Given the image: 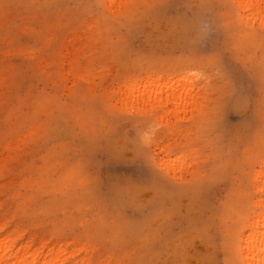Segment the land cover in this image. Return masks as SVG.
<instances>
[{
    "label": "rangeland",
    "instance_id": "obj_1",
    "mask_svg": "<svg viewBox=\"0 0 264 264\" xmlns=\"http://www.w3.org/2000/svg\"><path fill=\"white\" fill-rule=\"evenodd\" d=\"M262 16L236 0H0L7 263L245 264L264 212Z\"/></svg>",
    "mask_w": 264,
    "mask_h": 264
},
{
    "label": "bare ground",
    "instance_id": "obj_2",
    "mask_svg": "<svg viewBox=\"0 0 264 264\" xmlns=\"http://www.w3.org/2000/svg\"><path fill=\"white\" fill-rule=\"evenodd\" d=\"M236 1L238 2L239 6L242 8V10L246 11L249 9V10H252L254 12V14H262L263 15L262 19H264V0H236ZM262 24H263V22H262ZM136 87H138L137 84H132V86H131L132 91L135 90ZM263 163H264V161H263ZM263 173H264V171H263ZM258 175H260V174L258 173L257 176ZM261 176H262V174H261ZM262 180H264V179H262V178L259 179V181H261V183H262ZM261 187H262V185H261ZM255 202H257V204L259 206L264 208V198L259 199L258 201H254V203ZM260 212H262V213H258L253 218L252 223H250V226L248 228L249 230L244 234V236L242 237V240H241V244H240L241 254L239 252L238 253L240 255H242V259H243L245 264H264V212L263 211H260ZM4 238H6V237H3V240L2 239L0 240V246L2 245V242L8 243L7 242L8 238L7 239H4ZM7 246L4 248L7 249ZM0 252H1L0 253V264H8L7 263L8 262V251H2L0 249Z\"/></svg>",
    "mask_w": 264,
    "mask_h": 264
}]
</instances>
